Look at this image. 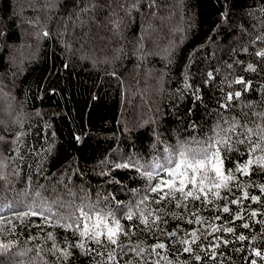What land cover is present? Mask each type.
<instances>
[{
    "label": "trees",
    "instance_id": "1",
    "mask_svg": "<svg viewBox=\"0 0 264 264\" xmlns=\"http://www.w3.org/2000/svg\"><path fill=\"white\" fill-rule=\"evenodd\" d=\"M262 7L264 0H0V153L18 156L9 164L8 172L18 165V173L7 176L8 187L21 199L35 191L65 204L79 203L85 194L127 202L125 186L142 187L144 181L115 165L208 133L218 113L232 115L219 105L229 84L242 88L234 79L252 82L233 101L236 111H250L244 107L249 101L260 111L264 58L255 53L264 50ZM26 26L37 28L30 37ZM248 64L257 71H245ZM17 134H23L18 154ZM253 179L264 182V175ZM32 221L41 224L32 217L8 237L16 242L13 252L50 246L44 238L53 229L41 224V231ZM176 223L169 220L167 228ZM55 234L64 235L59 228ZM139 238L154 242L147 234ZM251 247L264 253V240ZM221 251L223 264H264L250 255L247 240ZM44 258L54 259L47 253ZM88 262L73 249L67 264Z\"/></svg>",
    "mask_w": 264,
    "mask_h": 264
},
{
    "label": "snow or ice",
    "instance_id": "2",
    "mask_svg": "<svg viewBox=\"0 0 264 264\" xmlns=\"http://www.w3.org/2000/svg\"><path fill=\"white\" fill-rule=\"evenodd\" d=\"M152 6L150 3L149 8ZM255 54L264 58V50ZM245 71L257 69L248 64ZM232 83L242 88L232 90L229 84L230 90L219 105L232 115L218 113L219 120L208 133L164 144L149 158L130 157L115 165L134 170L144 181L142 187L125 186L131 193L127 202L114 195L92 200L85 194L79 203L65 204L59 199L49 201L35 191H25L21 199L7 182L9 174L18 173V165L8 172L18 156L0 153V264H67L73 249L89 257L88 264H223V259L218 260L226 257L222 246L228 249L230 244L246 240L250 255L264 259V253L251 247L252 242L264 240V182L253 179L264 175V105L256 111L255 102L249 101L244 107L250 111L237 112L233 101L250 91L252 82L239 77ZM22 135L17 134L13 141L17 154ZM32 217H39L42 225L53 229L44 238L50 246L38 244L34 249L13 252L17 245L8 237L15 236L18 225H26ZM169 220L178 222L171 230L167 228ZM41 224L32 221L43 231ZM57 228L63 230L62 239H57ZM237 228L253 234L237 233ZM140 234H147L154 242L148 244ZM38 238L39 234L29 236L32 241ZM33 251L35 255L27 262L21 259ZM45 253L54 259H45ZM184 254H188L187 259H181ZM6 255L17 258L5 261ZM250 264L257 261L252 259Z\"/></svg>",
    "mask_w": 264,
    "mask_h": 264
},
{
    "label": "rangeland",
    "instance_id": "3",
    "mask_svg": "<svg viewBox=\"0 0 264 264\" xmlns=\"http://www.w3.org/2000/svg\"><path fill=\"white\" fill-rule=\"evenodd\" d=\"M29 24H30V23H29ZM31 28H33V27H32V26H30V27L26 26V28H24V30H23V31L26 32V35H28V37H30V35L27 34V33H31V34H32V32H33L34 30L37 29V28H35V29L33 28V29L31 30ZM25 29H26V30H25ZM150 37H151V36H150ZM154 39H155V38H154ZM155 40H156V39H155ZM158 41H160V40H156V42H158ZM28 46H29V45H26V48H25V49H26V54H28V49H27ZM25 49H24V50H25ZM24 50H23V51H24ZM32 51H33V49H32L30 52H32Z\"/></svg>",
    "mask_w": 264,
    "mask_h": 264
}]
</instances>
